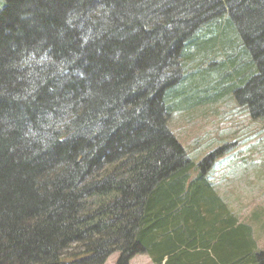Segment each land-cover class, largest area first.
Here are the masks:
<instances>
[{"label":"trees","instance_id":"1","mask_svg":"<svg viewBox=\"0 0 264 264\" xmlns=\"http://www.w3.org/2000/svg\"><path fill=\"white\" fill-rule=\"evenodd\" d=\"M225 94L264 116V0H4L0 264H264L167 125Z\"/></svg>","mask_w":264,"mask_h":264},{"label":"rangeland","instance_id":"2","mask_svg":"<svg viewBox=\"0 0 264 264\" xmlns=\"http://www.w3.org/2000/svg\"><path fill=\"white\" fill-rule=\"evenodd\" d=\"M3 5L0 0V9ZM214 56L206 55V64L220 60ZM167 125L186 157L199 163L205 159L203 172L215 192L239 222L252 226L257 246L264 251V116L251 119L244 107L225 94L219 100L173 112ZM68 256L63 258L69 261ZM118 257L111 253L102 264H115ZM128 264L152 262L147 255L135 254Z\"/></svg>","mask_w":264,"mask_h":264}]
</instances>
